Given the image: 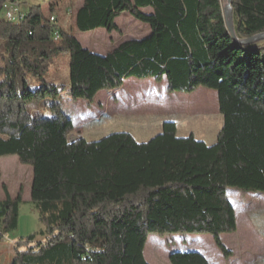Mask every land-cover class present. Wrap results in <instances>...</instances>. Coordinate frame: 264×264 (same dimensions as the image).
Here are the masks:
<instances>
[{"label":"trees","instance_id":"obj_1","mask_svg":"<svg viewBox=\"0 0 264 264\" xmlns=\"http://www.w3.org/2000/svg\"><path fill=\"white\" fill-rule=\"evenodd\" d=\"M3 2L0 158L14 156L31 168L30 201L43 226L15 242L10 264H148V236L178 234L211 236L228 258L221 236L237 227L228 190L264 195V40L242 46L232 38L225 0H82L67 10L78 32H118L122 13L150 29L98 55L64 30L53 5L47 19L36 6L13 24L1 17ZM231 2L237 40L264 33V0ZM63 55L72 102H92L130 79L164 81L168 92L185 95L214 91L222 118L215 143L178 137L170 121L146 142L125 132L70 141L72 116L56 102L61 89L48 81ZM3 196L0 243L17 229L22 202L21 193L12 199L5 187ZM179 249L170 264H209Z\"/></svg>","mask_w":264,"mask_h":264},{"label":"rangeland","instance_id":"obj_2","mask_svg":"<svg viewBox=\"0 0 264 264\" xmlns=\"http://www.w3.org/2000/svg\"><path fill=\"white\" fill-rule=\"evenodd\" d=\"M81 0H24L22 11L39 7L47 19L51 14L49 5H53V15L64 30L71 32L80 45L92 53L104 55L120 43L127 40L142 39L150 34L147 25L122 13L115 19L118 32L108 34L102 29L81 33L72 24L67 10H74ZM143 13H150L144 10ZM68 56L63 55L50 70L48 81L61 89L56 99L62 111L72 116L74 131L69 140L82 136L87 141H97L110 133L125 132L132 135L136 142H146L159 132L162 122H174L178 137L190 134L207 145L215 143L222 126L218 113L217 98L214 91L198 88L185 95L168 92L166 83L153 80H127L116 91H101L92 102L79 100L72 102L68 96L67 80ZM39 113L49 116L47 108L37 107ZM32 172L22 166L16 157L0 158V200L4 198L5 187L14 199L22 195L19 206L18 227L8 234L0 244V264H10L14 253L12 246L16 241L38 233L43 226L30 201ZM237 193V196H235ZM236 211L238 221L233 234L222 235L223 243L230 252L228 258L217 249L208 235H149L144 248V258L148 264H170L168 256L179 248L192 251L203 245L212 264H264V195L228 190V197ZM210 238V239H208Z\"/></svg>","mask_w":264,"mask_h":264},{"label":"built area","instance_id":"obj_3","mask_svg":"<svg viewBox=\"0 0 264 264\" xmlns=\"http://www.w3.org/2000/svg\"><path fill=\"white\" fill-rule=\"evenodd\" d=\"M24 0H4L1 7V17L4 21L17 24L23 20V12L21 9L22 3ZM71 11L67 12V15H71ZM49 22L54 24L56 22V18L51 16L49 18ZM53 40H58V35L55 33L52 35Z\"/></svg>","mask_w":264,"mask_h":264},{"label":"water","instance_id":"obj_4","mask_svg":"<svg viewBox=\"0 0 264 264\" xmlns=\"http://www.w3.org/2000/svg\"><path fill=\"white\" fill-rule=\"evenodd\" d=\"M223 17H224V21H225L227 31L230 33L232 38L235 39V41L238 44H240L242 46H246V45L251 44L253 42H258V41L264 40V33L257 34L253 37H250L248 39L241 40V41L236 39L235 32L233 29V24H232V2H231V0H225L224 6H223Z\"/></svg>","mask_w":264,"mask_h":264},{"label":"crops","instance_id":"obj_5","mask_svg":"<svg viewBox=\"0 0 264 264\" xmlns=\"http://www.w3.org/2000/svg\"><path fill=\"white\" fill-rule=\"evenodd\" d=\"M81 3H82V0H81V2L79 3L78 7L81 5ZM78 7H77V8H78ZM78 138H84V137L80 136V137H78ZM78 138H77V139H78ZM235 196H237V193H235ZM232 197H233V196H229V201H230L231 204H232V202H231ZM232 206H233V204H232ZM233 208H234V206H233ZM234 210H235V208H234ZM235 214H236V211H235ZM237 223H238V221H237V219H236V225H237ZM211 238H212V237H211ZM208 239H210V238H208ZM211 241H213V238H212ZM221 241H222V243H223V238H222V236H221ZM0 244H2V243H0ZM223 245L225 246L224 243H223ZM225 248H226V246H225ZM182 249H188V248H180L179 250H182ZM226 249H227V248H226ZM189 250L192 251L191 249H189ZM2 252H3V250L0 249V253H2ZM194 252L200 253V254H201V255L207 260V262H208L209 264H212L211 261H210V259H208L207 255H206V253H205L206 251H205V248H204L203 245L197 247V249L194 250Z\"/></svg>","mask_w":264,"mask_h":264}]
</instances>
